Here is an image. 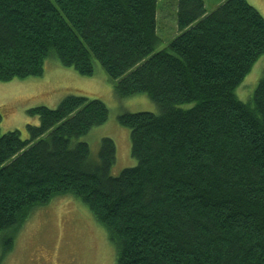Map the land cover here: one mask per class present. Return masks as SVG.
I'll return each instance as SVG.
<instances>
[{"label": "trees", "instance_id": "obj_1", "mask_svg": "<svg viewBox=\"0 0 264 264\" xmlns=\"http://www.w3.org/2000/svg\"><path fill=\"white\" fill-rule=\"evenodd\" d=\"M157 0H0V81L39 76L45 59L92 75L97 61L124 97L137 164L111 175L79 137L107 119L100 98L28 109L38 123L0 132V261L31 212L72 195L107 232L115 264H264V75L250 101L235 90L264 53V16L248 0H177L179 33L163 48ZM192 102L189 107L181 103ZM1 119V113H0Z\"/></svg>", "mask_w": 264, "mask_h": 264}, {"label": "rangeland", "instance_id": "obj_2", "mask_svg": "<svg viewBox=\"0 0 264 264\" xmlns=\"http://www.w3.org/2000/svg\"><path fill=\"white\" fill-rule=\"evenodd\" d=\"M206 12L224 0H204ZM264 16V0H248ZM177 0H157L156 32L161 41L154 51L163 48L179 30L176 23ZM92 75H83L72 67L62 66L57 58L45 59L39 76L0 81V132L20 129L21 137L28 136L27 123H38V117L28 109L44 105L55 107L66 95L78 94L100 98L108 109L107 119L79 137L88 143L89 159L99 160L102 137L115 143V161L111 175L137 164L131 154L130 129L118 121L125 112H158V105L146 93L120 97L115 92L118 78L110 76L94 62ZM264 75V53L235 90L242 101H250L259 79ZM193 103H181L189 107ZM116 249L104 227L97 223L87 207L72 195L57 196L36 207L14 237L13 248L3 254L0 264H115Z\"/></svg>", "mask_w": 264, "mask_h": 264}]
</instances>
